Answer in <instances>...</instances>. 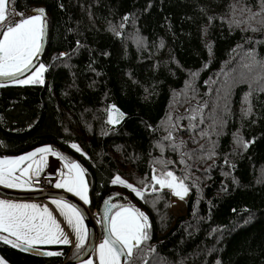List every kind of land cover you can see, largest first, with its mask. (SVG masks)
<instances>
[{
  "label": "trees",
  "instance_id": "1",
  "mask_svg": "<svg viewBox=\"0 0 264 264\" xmlns=\"http://www.w3.org/2000/svg\"><path fill=\"white\" fill-rule=\"evenodd\" d=\"M35 7L43 82L0 84V157L49 145L81 166L90 210L127 196L150 227L121 264H264V0H7L6 27ZM154 167L187 187L182 212L169 190L154 209L113 183L147 193ZM5 238L0 264L82 251L36 257Z\"/></svg>",
  "mask_w": 264,
  "mask_h": 264
},
{
  "label": "snow or ice",
  "instance_id": "2",
  "mask_svg": "<svg viewBox=\"0 0 264 264\" xmlns=\"http://www.w3.org/2000/svg\"><path fill=\"white\" fill-rule=\"evenodd\" d=\"M6 8L7 0H0V26H3L7 21ZM43 17L44 11L40 9L34 17L26 18L14 26L7 27V30L3 33V40H0V77H16L17 75H22L28 69L32 59L41 49V41L44 35ZM43 71L44 67L41 65L39 72L34 76L17 82L21 84L42 83L41 74ZM115 122L116 120L110 116L109 123ZM71 147L76 149V151H80L75 144L71 145ZM37 153L43 154L40 157L41 162L44 161L47 154L64 160V157L50 147L40 148L36 152L16 160H0V184L8 188L25 187V183L20 182L15 173L21 171V175H23L27 169L21 170L19 168L20 163L25 160H31L37 156ZM27 167L32 168V164ZM64 167L68 169L67 176L64 177L62 173L61 179L54 186L56 188H64L67 192L79 196L81 200L88 203L87 186L84 182L83 170L80 165L65 162ZM39 171L41 169L37 167L34 174H38ZM29 179H31V176H29ZM153 179L161 188L168 187L173 189L174 194L180 199H183L184 194L188 191L183 181H177L172 172H167L165 177H153ZM113 183H119L129 188L143 199L141 191L121 180L119 176L113 180ZM53 203L56 204L61 215L65 217L68 226L75 233L78 241L77 247H81L87 238V229L83 225V216L80 211L63 201H53ZM29 209L32 211L29 212ZM148 227H150L148 218L143 212L133 208H122V210L117 211L109 219L111 238H106L100 245L101 264H119V257L125 254V250L127 256H132L133 249L138 248L143 241L149 238L146 231ZM0 231L15 237V241L4 239V243H11L13 247L21 246L16 241L21 242L28 248L36 244L70 243L63 229H61L51 213L48 212V209L44 208L42 211H38L36 205L14 204L0 200ZM56 254L48 253V255Z\"/></svg>",
  "mask_w": 264,
  "mask_h": 264
},
{
  "label": "water",
  "instance_id": "3",
  "mask_svg": "<svg viewBox=\"0 0 264 264\" xmlns=\"http://www.w3.org/2000/svg\"><path fill=\"white\" fill-rule=\"evenodd\" d=\"M43 9L44 11V17H43V23H44V35L43 39L41 41V49L40 52L33 58L31 61L30 66L28 67L27 70L23 72L22 75H17L16 77H0V84H5V83H10L14 82L26 75H28L30 72H32L35 67L40 63V57L42 56L45 48V43H46V35H47V27H48V20H47V14L46 11L43 7H35L27 10L24 12L20 17H29L33 15H37L38 10ZM18 19V18H16ZM7 22L3 26H0V37L2 35L3 30L6 28ZM121 117V115H120ZM0 194L8 196V197H13V198H21V199H51V198H56L63 200L65 202L70 203L73 205L75 208H77L81 215L83 216L84 222L87 227V242L86 245L77 256L69 259L67 262L64 264H77L80 263L81 261L86 260L89 258V256L92 254L94 247L97 243V240L99 237H103L104 239L106 238H111L110 233H109V217L111 212L119 207V206H124V205H130L131 201L130 199L125 196V195H120L119 193L107 197L103 203L100 206V218H101V226L98 228L90 213H89V208L88 206L84 205L81 203L79 200L75 199L74 197L70 196L69 194H66L64 192L60 191H55V190H48V191H16V190H9L6 188H3L0 186ZM121 197V199H117ZM107 202V203H106ZM107 217V218H106ZM21 244V243H20ZM18 249L21 252H24L26 254L36 256V257H47L49 250L40 248V247H31L28 248L26 245L21 244ZM121 262L127 257L126 253L124 255H121Z\"/></svg>",
  "mask_w": 264,
  "mask_h": 264
},
{
  "label": "crops",
  "instance_id": "4",
  "mask_svg": "<svg viewBox=\"0 0 264 264\" xmlns=\"http://www.w3.org/2000/svg\"><path fill=\"white\" fill-rule=\"evenodd\" d=\"M17 18H18L17 19V21H18L22 17L19 16ZM44 147H50V146L49 145H42V146H39V147H37V148H35V149L31 150V151L23 153V154H19V155H16V156L0 157V160H16V159H18L20 157L27 156V155H29V154H31L33 152H36L38 149L44 148ZM41 155H43V154L37 153V156L33 157L31 160H25V161L20 163L19 168L21 170L27 169V171H25L23 175H21V171H17L15 173V175H16V177L19 178L20 182L25 183V187H23V188H19V187L18 188H8V187H5L3 184H0V186L3 187V188L9 189V190L34 191L36 188L31 185V179L32 178H35V177H37L40 174H55V175H57V177H56V179L52 180V183H51L52 189L51 190L60 191V192H64L66 194H69L70 196H72L75 199L79 200L84 205L88 206L89 205L88 184H87V179L85 177L84 171H83V179H84V182H85V184L87 186L86 195H87L88 203H85L83 200H81L79 196H77V195H75L73 193L67 192L64 188H56L54 186L61 179V174L62 173L64 174V177L67 176L68 169L66 167H64V164L67 161L61 160L57 156H54V155H51V154H47L46 158L44 159V161L41 162V160H40ZM68 163H76V164H78L77 162H68ZM29 164H32V168H28L27 167ZM37 167H39L41 169V171H39L38 174H34V173H36ZM80 168H81V166H80ZM29 176H31V179H29ZM0 200H4V201H6L8 203H14V204L36 205L38 211H42L44 208H47L48 212L51 213L52 217L60 225L61 229H63V232H64L65 236H67L68 240L70 241L69 244H63V243L36 244L33 247H44V246H50V245H68L72 249H82V251H83V249H84V247L86 245V242H87V238L84 240L83 245L78 248L77 247L78 241H77L75 233L68 226L65 217L61 215V212L57 208L56 204L53 203V201H63V200L56 199V198L45 199V200H43V199L42 200L41 199H21V198L8 197V196L2 195V194H0ZM63 202H65V201H63ZM66 203H68V202H66ZM28 211L31 212L32 210L29 209ZM45 219H46V217H45ZM83 225L87 229L86 224L83 223ZM0 232L1 233H5L6 235H8V233H6V232H2V231H0ZM87 236H88V234H87ZM9 237H11V238H13L15 240V237H12V236H9ZM17 242L21 243L19 241H17ZM103 242H104L103 237L102 236L99 237V239L97 240L96 246H95L96 250L94 252V257L91 259L90 256H89V258H87L85 260V262H83V263L80 262V263H77V264H89V262H91V264H101L99 249H100V245Z\"/></svg>",
  "mask_w": 264,
  "mask_h": 264
},
{
  "label": "rangeland",
  "instance_id": "5",
  "mask_svg": "<svg viewBox=\"0 0 264 264\" xmlns=\"http://www.w3.org/2000/svg\"><path fill=\"white\" fill-rule=\"evenodd\" d=\"M6 14H7V13H6ZM34 16H35V15H33V16H29V17H23V18H21L20 20H18L16 23H19V22L23 21V20L26 19V18H31V17H34ZM8 19L11 20L10 18H8ZM6 22H7V21H6ZM16 23H14V24H12V25H9V26H7V27L14 26ZM7 24H8V22H7ZM7 27L3 30L2 35H1V37H0V40H3V33L7 30ZM32 60H33V59H32ZM41 65L44 67L43 63H39V64L35 67V69H34L32 72H30L28 75H26V76H24V77H22V78H20V79H18V80H16V81H14L13 83H15V84H19V85H26V84L18 83L17 81H19V80H26V79H28V78L34 76L37 72H39V69H40V66H41ZM44 70H45V67H44ZM43 76H44V71H43L42 74H41V79H42V81H43ZM27 84H30V83H27ZM110 116H111L112 119H115V117H116L115 112H112ZM167 172H172V171H170V170H162V169H159V168H157V167H154L153 170H152V177L162 178V177H165V176H166V173H167ZM172 173H173V175L177 178V181H182V180H180V179L176 176V174H175L174 172H172ZM153 182H154L155 187H153V189H152L151 191H149V192H147V193H143L144 196H145V198H146V201H147L148 205H150V207H152V208H154V209L157 207V203H156V201H155V200H152V199L150 198V196H149L150 193H152V192H154V191H157V190H160V189H166V190H169V192H170V194H171V210H172L174 213H175V212H176V213H180V212H182V211L185 209V204H186V200H187V197H188L189 191H187V193L184 194V198H183V199H180V197H178V196H176V195L174 194V190H173V189H170V188H168V187L161 188L159 184H156V183H155V180H154V179H153ZM184 185H185V184H184ZM185 187H186V186H185ZM186 188H187V187H186ZM122 208H133V209L138 210V209L135 208L132 204H130V205H124V206H119V207L115 208V209L111 212L109 219H110V218H111V217H112L117 211L122 210ZM138 211H139V210H138ZM83 223L85 224L84 219H83ZM103 240H105V239L103 238ZM95 246H96V245H95ZM95 250H96V248L94 247V250H93L92 254L90 255V258H91V259L94 257V252H95ZM125 253H126V250H125ZM83 262H85V260H84V261H81V263H83ZM119 264H121V257H119Z\"/></svg>",
  "mask_w": 264,
  "mask_h": 264
},
{
  "label": "built area",
  "instance_id": "6",
  "mask_svg": "<svg viewBox=\"0 0 264 264\" xmlns=\"http://www.w3.org/2000/svg\"><path fill=\"white\" fill-rule=\"evenodd\" d=\"M56 177L57 175L55 174H40L37 177L31 179V185L36 188L34 191H48L52 189L51 183L52 180L56 179ZM89 213L95 225L99 228L101 226L99 210L89 209Z\"/></svg>",
  "mask_w": 264,
  "mask_h": 264
}]
</instances>
